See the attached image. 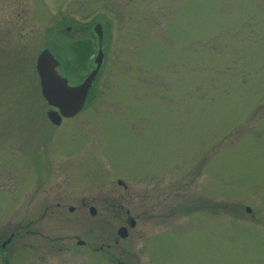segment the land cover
<instances>
[{"label": "rangeland", "instance_id": "rangeland-1", "mask_svg": "<svg viewBox=\"0 0 264 264\" xmlns=\"http://www.w3.org/2000/svg\"><path fill=\"white\" fill-rule=\"evenodd\" d=\"M0 264H264V0H0Z\"/></svg>", "mask_w": 264, "mask_h": 264}, {"label": "water", "instance_id": "water-1", "mask_svg": "<svg viewBox=\"0 0 264 264\" xmlns=\"http://www.w3.org/2000/svg\"><path fill=\"white\" fill-rule=\"evenodd\" d=\"M103 55L99 51L96 68L81 84H70L68 79L59 72L60 62L48 49L43 50L37 57L35 70L39 79L40 93L44 101L51 107L46 112L48 120L59 126L65 118L78 114L84 106L85 100L92 87L96 75L102 64ZM91 213L95 210L91 208ZM133 226L134 223L131 222ZM118 234L125 238L127 231L121 228Z\"/></svg>", "mask_w": 264, "mask_h": 264}, {"label": "flooded vegetation", "instance_id": "flooded-vegetation-1", "mask_svg": "<svg viewBox=\"0 0 264 264\" xmlns=\"http://www.w3.org/2000/svg\"><path fill=\"white\" fill-rule=\"evenodd\" d=\"M99 31V30H98ZM103 40V37H102V34H100V36L98 35V39L96 40V44H95V47H96V49L98 48H100V49H102V41ZM98 41V42H97ZM96 57V56H95ZM97 58H95V60H96ZM103 59H104V57H103ZM95 60H94V64H95ZM97 61V60H96ZM104 62V61H103ZM102 62V63H103ZM102 66V65H101ZM100 66V67H101ZM70 211H73L72 209L70 210ZM133 221V223H135V220H131L130 222H129V226H130V223ZM131 228H132V226H130ZM5 244V243H4ZM2 247L4 248V245H2Z\"/></svg>", "mask_w": 264, "mask_h": 264}]
</instances>
